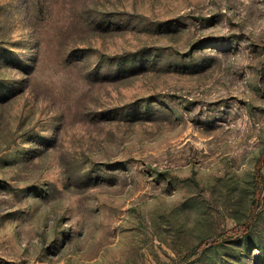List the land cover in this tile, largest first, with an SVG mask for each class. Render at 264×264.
<instances>
[{"label":"rangeland","instance_id":"1","mask_svg":"<svg viewBox=\"0 0 264 264\" xmlns=\"http://www.w3.org/2000/svg\"><path fill=\"white\" fill-rule=\"evenodd\" d=\"M0 264H264V0H0Z\"/></svg>","mask_w":264,"mask_h":264},{"label":"trees","instance_id":"2","mask_svg":"<svg viewBox=\"0 0 264 264\" xmlns=\"http://www.w3.org/2000/svg\"><path fill=\"white\" fill-rule=\"evenodd\" d=\"M261 188H262V177H261V173H260V162H259V163H257V167H256L255 175H254V195H255L254 200H255V204L252 207L253 212H254V210L258 204V201H259V194H260ZM249 231H250V226H249L248 222L235 225L232 228L225 230L223 233H221L214 240H211L209 242L202 241L201 243L196 245L192 251H198V249H200L202 247L213 245V244H219L222 242H229V241L241 239V238L245 237L249 233Z\"/></svg>","mask_w":264,"mask_h":264}]
</instances>
